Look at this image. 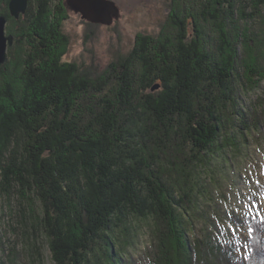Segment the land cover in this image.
Returning <instances> with one entry per match:
<instances>
[{
  "label": "trees",
  "instance_id": "16d2710c",
  "mask_svg": "<svg viewBox=\"0 0 264 264\" xmlns=\"http://www.w3.org/2000/svg\"><path fill=\"white\" fill-rule=\"evenodd\" d=\"M11 1L3 0L0 17L19 27L20 34L9 28L18 47L22 22L12 19ZM40 2L35 15L30 9L25 14L27 21L31 13L45 37H31L27 96L0 105V201H5L0 213L5 204L18 202L32 263L43 264L39 229L54 264H133L127 253L139 243L136 222H141L155 245L153 264L163 260L157 245L168 253L165 264H264V218L247 222L216 201L219 190L233 192L239 184L231 164L243 153L242 140L264 134L260 118L246 112L242 99L261 90L264 70L255 64L235 74L233 58L227 66L216 62L204 53L208 38L201 26L193 20L191 37L177 15V58L162 47L163 55L146 65L161 93L144 94L147 88L136 90L131 73L114 70L111 78L118 83L99 97L84 127L86 119L77 114L80 98L97 93L100 83L90 85L77 64L63 63L62 55L51 51L55 38L65 37L62 20L49 22L50 0ZM234 6L231 0L215 1L213 20L224 25ZM261 36L253 39L264 43ZM139 53L145 57L143 46ZM101 101L108 107L95 113ZM254 107L264 113L262 99ZM241 227L251 229V252L241 242ZM10 250L16 259L17 251Z\"/></svg>",
  "mask_w": 264,
  "mask_h": 264
},
{
  "label": "rangeland",
  "instance_id": "374dc122",
  "mask_svg": "<svg viewBox=\"0 0 264 264\" xmlns=\"http://www.w3.org/2000/svg\"><path fill=\"white\" fill-rule=\"evenodd\" d=\"M29 1L27 11L28 9L33 10L32 12L35 15L41 2L40 0ZM109 1L114 2L119 12V17L117 19L113 17L110 25L90 22L83 18L81 12H75L69 8L66 5V0H50L49 4L48 21L51 22V19L61 18L60 32L61 35L65 36L64 38L61 36L55 38L51 51L59 52L63 57V63L77 64L80 74L87 76L90 85L94 86L96 80L100 83L97 93L85 94V96L80 98L77 114L80 118L86 119L82 123L84 127L87 122L92 120L90 119V109L94 107L95 103L99 102V97L107 96L108 90L118 83L117 78H111L110 73L114 70H117L116 72H119V75L122 70L124 73L127 71L131 73V76L135 78L134 87L136 90L143 86L147 88V92H144V94L158 95L161 93L160 85L153 82L155 73L151 71V73L147 74L148 67L146 65L149 64L150 58L159 59L163 55L161 54L162 47L165 49L164 54L166 56L177 58L180 27L175 26L173 23L175 21L173 17L177 15L179 21L183 24L186 34L189 33L191 37L193 35V20L197 26H201L206 40L208 38L204 44V53L209 54L216 62L227 66V63L230 62V57L233 58V72L235 74L236 71L242 74L247 72L248 68L254 69L255 64L257 67L260 66L261 72L264 70V43L262 41L260 43L256 42L253 39L254 35H258V41L260 33L262 34L261 37H264V6H259L260 0H231L235 4L233 16H229V21L224 23V25H219L213 20V18H216V14L212 11V4L217 0ZM2 2L3 0H0V12L5 10ZM8 10L10 12L9 7ZM58 11H60V15L57 14ZM258 12L263 17L261 19L262 22L258 20L260 16H256ZM242 13L247 17L248 15L253 17L248 20L245 16L243 18ZM11 17L18 21L21 18L20 29H22L24 37L23 42L18 47H16L15 42L12 45H8L6 60L0 64L1 106L12 104L18 99L20 100L22 97L27 96L25 69L28 62L26 60L27 53L33 42L31 37L37 33L43 37L41 32H44L43 29L35 28L36 19L32 17L31 13L27 21L25 14H20L19 18L12 15ZM256 21L259 22V25ZM10 24L15 29L14 22L11 21ZM10 24L6 21V36L13 35L12 31H9ZM18 30L19 27H16L14 31L20 34ZM252 40L254 41L253 44L250 42ZM142 46L145 51V57L139 53ZM166 59H169V57ZM121 65L125 67L121 69ZM152 84L153 86H151ZM242 99L247 107L246 112L252 113L254 117L257 116L256 118H260L261 127L264 128L263 110L261 108L262 112L258 110L261 114H257L258 111L254 107V103L260 99L264 102V82L261 83L260 91L244 94ZM105 103L107 102L101 101L96 104L95 113L105 111L108 107ZM261 134L263 133L251 135L245 142L242 140L243 153L234 157V162L231 164L232 178H236L235 180L239 184L235 190L233 189V192L226 187L221 189V191L229 194L226 201H224L226 197L221 194L220 190L218 197L216 196L219 198L216 201L220 208L223 207L227 212L233 210V217H240L245 220L252 218L255 215L254 208L256 207L260 208L264 213V134ZM244 151L246 154H244ZM228 155L230 156V153ZM162 156L168 161L164 155ZM255 181H259V184H256ZM0 203H5L3 198ZM253 205H256V207H253ZM5 206L6 208L1 210L0 213V264H13V260L14 264H33L29 253L30 247L29 245L27 246L24 240L23 232L25 234V229L18 202L14 199L12 205L7 203ZM35 208L37 211L39 210L36 202ZM228 218L230 219L231 217L228 216ZM136 223L139 225L138 239L140 240L136 247L128 251V257L133 264H153L152 251L155 250V245L152 242L149 227L141 222ZM219 226L224 228L226 222L219 224ZM248 230L250 231L249 234L247 233ZM38 232L36 244H38L39 251L42 254L43 264H54L47 240L41 230L38 229ZM251 234L250 228L241 229L240 235L243 240L241 242L242 244L247 242L245 246H247L249 251L250 244L247 240H249ZM12 247L18 253L16 259L11 254L10 248ZM157 249L163 258L161 263L165 264L168 259L166 258L168 253L164 252L165 249L161 245L160 247L157 245ZM237 256L246 258L245 254L239 252H237ZM128 257L127 262L129 261Z\"/></svg>",
  "mask_w": 264,
  "mask_h": 264
},
{
  "label": "water",
  "instance_id": "95a60500",
  "mask_svg": "<svg viewBox=\"0 0 264 264\" xmlns=\"http://www.w3.org/2000/svg\"><path fill=\"white\" fill-rule=\"evenodd\" d=\"M28 2L29 0H12L9 6L11 15L19 18L20 14H26ZM66 5L75 12H81L83 18L96 24L110 25L113 17H119L114 2L109 0H66ZM6 21L5 17H0V64L6 60L8 45L14 42L12 36H6Z\"/></svg>",
  "mask_w": 264,
  "mask_h": 264
},
{
  "label": "snow or ice",
  "instance_id": "6c2138e0",
  "mask_svg": "<svg viewBox=\"0 0 264 264\" xmlns=\"http://www.w3.org/2000/svg\"><path fill=\"white\" fill-rule=\"evenodd\" d=\"M256 184H259V181H255ZM253 207H256V205H253ZM251 211V209H249ZM259 214V213H258Z\"/></svg>",
  "mask_w": 264,
  "mask_h": 264
},
{
  "label": "bare ground",
  "instance_id": "6f19581e",
  "mask_svg": "<svg viewBox=\"0 0 264 264\" xmlns=\"http://www.w3.org/2000/svg\"><path fill=\"white\" fill-rule=\"evenodd\" d=\"M155 255V254H154Z\"/></svg>",
  "mask_w": 264,
  "mask_h": 264
}]
</instances>
